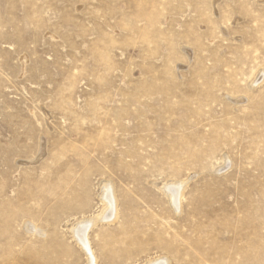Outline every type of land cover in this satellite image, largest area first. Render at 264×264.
Here are the masks:
<instances>
[{
  "label": "rangeland",
  "instance_id": "obj_1",
  "mask_svg": "<svg viewBox=\"0 0 264 264\" xmlns=\"http://www.w3.org/2000/svg\"><path fill=\"white\" fill-rule=\"evenodd\" d=\"M104 183L97 264H264V0H0V264H88Z\"/></svg>",
  "mask_w": 264,
  "mask_h": 264
},
{
  "label": "bare ground",
  "instance_id": "obj_2",
  "mask_svg": "<svg viewBox=\"0 0 264 264\" xmlns=\"http://www.w3.org/2000/svg\"><path fill=\"white\" fill-rule=\"evenodd\" d=\"M182 189L183 183L167 182L163 184V190L168 195L170 203L174 205L177 209L181 206ZM101 199L104 203V207L101 213L97 216V220H94L92 218L84 219L77 222L72 227L73 237L80 244V246H82V248L86 251L88 255V264H97V257L95 256L94 250L91 247V243L89 240L90 229L95 225L97 221L110 223L114 221L118 216V202L115 196L114 187L112 183L103 184ZM33 226L34 224H31V222L29 221L27 222V230H35ZM148 264H169V259L159 258L148 262Z\"/></svg>",
  "mask_w": 264,
  "mask_h": 264
}]
</instances>
